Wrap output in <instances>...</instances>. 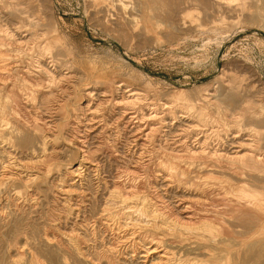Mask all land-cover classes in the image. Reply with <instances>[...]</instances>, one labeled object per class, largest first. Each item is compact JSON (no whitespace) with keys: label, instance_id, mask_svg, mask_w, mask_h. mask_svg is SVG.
Segmentation results:
<instances>
[{"label":"bare ground","instance_id":"obj_1","mask_svg":"<svg viewBox=\"0 0 264 264\" xmlns=\"http://www.w3.org/2000/svg\"><path fill=\"white\" fill-rule=\"evenodd\" d=\"M146 1L150 12L158 9L157 0ZM179 3L166 14L172 38L187 27ZM221 3L205 0V16L220 11ZM27 12L29 2H16L2 15ZM131 17L127 23L138 27ZM23 27L0 36V264H21L5 256L6 232L17 244L25 235L17 251L30 257L29 264L38 262L34 249L61 256L60 264H103L110 256L128 264H264L259 91L241 86L242 78L224 84L217 77L216 87L188 93L179 86L170 94L180 101L158 104L151 99L156 89L132 87L115 72L101 80L78 76L73 67L63 71L65 65L48 56L53 42L32 46L38 35ZM204 27H196L198 33ZM11 42L19 56H8ZM65 91L43 115L47 95ZM109 162L117 164L114 172ZM49 201L55 206L47 210L50 226L39 235V207ZM96 248L101 251L93 253Z\"/></svg>","mask_w":264,"mask_h":264},{"label":"rangeland","instance_id":"obj_2","mask_svg":"<svg viewBox=\"0 0 264 264\" xmlns=\"http://www.w3.org/2000/svg\"><path fill=\"white\" fill-rule=\"evenodd\" d=\"M111 1L99 0L92 4L89 0H0V36L5 37L6 32L9 33L17 26L23 25V29L38 35L32 40V46L35 42L36 45L39 44L40 41L53 42L48 56H56V60L65 65L63 71H67L68 67H73L78 76L90 73L95 76L100 75L101 80L104 76L112 75L110 72H115L113 75H118L117 78H122L128 85L131 83L132 87L139 86L138 88H141L143 86V89L146 87H148L147 89L150 87V90L156 89L155 96L151 99L158 104H166L171 100H175V103L180 101V98L175 99L174 95L170 94L179 86L189 89L188 93L196 91L194 87H204L205 85L216 87L218 83L212 82L217 77L223 78L224 84L235 78H242L241 86H253L255 90L259 91L258 96L264 102V0H245V2L242 0H221L220 11L217 7L216 11L208 10L212 12L210 17L205 16V0H182V3L178 5L184 9L180 15L187 27L180 30L181 32L176 38L169 36L166 14L167 10L177 5L178 0H157L158 9L152 12L147 8L146 0H121L122 2L119 0V7L111 4L118 0ZM16 2H29L30 12L21 13L19 16L17 14L15 18L10 19L3 17L2 14L9 12L11 4ZM123 4L127 7L133 5L130 8L135 11L129 7L126 11L127 7H124ZM121 5L125 10L121 8ZM226 5H232L235 9H227ZM22 6L21 4L20 7ZM102 6H106V8L102 10ZM127 13L128 17L133 15L131 17L132 20L134 19L133 23L138 24V27L135 26L136 29H133L135 28L133 24L127 23ZM218 18L222 19V24L219 23ZM218 20L219 22H217ZM160 23L163 25L160 26ZM215 23L217 24L215 25ZM202 26H205V30L198 33L199 30L196 27L203 28ZM206 26L209 30L206 29ZM14 45V42L7 45L9 49H12L8 52V56H19ZM66 48L70 49L72 55L67 54L69 50ZM100 68L102 69L100 70ZM78 81L82 85L84 78L78 79ZM136 83L140 85L136 86ZM69 93L65 91L61 94L47 95L46 102L44 101L41 109L43 115L49 114L58 102L59 95L66 98ZM73 102L72 99L68 100V103L66 101V106L70 107ZM163 113L166 114L168 111H163ZM171 141L165 143L168 144ZM192 141H194V137L189 142L193 145L196 140ZM60 159L68 162L67 159L70 157L64 155ZM217 163L220 166L223 165L222 162V164ZM116 167L117 164L114 162L107 163V168L112 172ZM221 171L227 175L225 170L221 169ZM224 176L223 174L220 177ZM52 204L51 201L44 202L39 207L42 215L40 220L37 219L39 235L42 234L45 227L50 226L51 221L47 218V210L51 207L55 208ZM235 230L242 231L239 227H236ZM14 235L11 232H6L5 236L2 235V240L5 243L3 245L5 256L9 260L14 259L21 264H29L30 257L21 256L17 251L19 249L17 247H21L23 244L25 235L17 236L20 244L15 242ZM236 237L240 238L237 235ZM8 248L13 251L11 256L7 254ZM98 249L101 251L100 248H96L93 253L99 252ZM33 253L38 257V262L35 264H40L41 261L45 262L42 264L61 263V256L53 259L48 253L39 249H34ZM101 260L103 264H128L114 256H110L109 259L101 258ZM70 264L79 263L71 260Z\"/></svg>","mask_w":264,"mask_h":264}]
</instances>
